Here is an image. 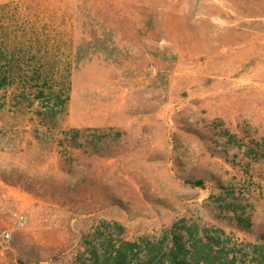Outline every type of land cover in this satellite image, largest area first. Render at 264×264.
Wrapping results in <instances>:
<instances>
[{
  "label": "rangeland",
  "instance_id": "1",
  "mask_svg": "<svg viewBox=\"0 0 264 264\" xmlns=\"http://www.w3.org/2000/svg\"><path fill=\"white\" fill-rule=\"evenodd\" d=\"M0 71V264H74L103 220L165 250L179 234L187 261L264 264V159L247 156L264 151V0H0Z\"/></svg>",
  "mask_w": 264,
  "mask_h": 264
},
{
  "label": "trees",
  "instance_id": "2",
  "mask_svg": "<svg viewBox=\"0 0 264 264\" xmlns=\"http://www.w3.org/2000/svg\"><path fill=\"white\" fill-rule=\"evenodd\" d=\"M8 79V72L0 71V86L12 82ZM36 96L41 99L44 95L42 91H39ZM78 131L76 130V132ZM247 156L254 160L264 159V151L253 147L247 152ZM230 194L232 193L230 192ZM226 208H230L234 212L233 216L238 229L244 231L251 229L252 221L250 217L243 215V211L239 212L230 203L227 204ZM103 228L104 230H111V234L104 239L96 236V239L99 240L98 244H95L93 240L86 239L84 250L77 255L74 264H200L198 259L187 261L180 257L183 244L181 242L182 236L179 234L173 233V247L170 250H165L164 241L167 236H163L157 241H151L148 238H140L139 241H133L123 236L126 228L120 222L103 220L98 226V230ZM218 231L224 232L222 229H218ZM101 233L106 235L105 231H101ZM193 236L190 232V237L192 238ZM206 238L211 248L213 243L221 245V241L215 237L206 234ZM260 239L264 240V234L260 235ZM208 243L204 244L208 245ZM235 259L236 257L232 258L229 264H235ZM206 263L210 264L209 261H206Z\"/></svg>",
  "mask_w": 264,
  "mask_h": 264
},
{
  "label": "built area",
  "instance_id": "3",
  "mask_svg": "<svg viewBox=\"0 0 264 264\" xmlns=\"http://www.w3.org/2000/svg\"><path fill=\"white\" fill-rule=\"evenodd\" d=\"M26 219L23 216H20L18 218V226L23 227L25 225ZM10 232L9 231H4L1 234V237L3 240L8 241L10 239Z\"/></svg>",
  "mask_w": 264,
  "mask_h": 264
}]
</instances>
